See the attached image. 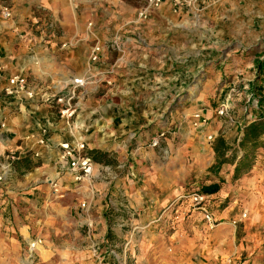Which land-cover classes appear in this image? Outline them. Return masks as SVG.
Masks as SVG:
<instances>
[{
	"label": "rangeland",
	"instance_id": "rangeland-1",
	"mask_svg": "<svg viewBox=\"0 0 264 264\" xmlns=\"http://www.w3.org/2000/svg\"><path fill=\"white\" fill-rule=\"evenodd\" d=\"M96 4L92 3L80 13L79 20L88 35L84 32L86 45L77 51L78 54L83 56L88 51L89 62L92 47L99 43L104 45L105 53L122 56L128 39L133 40V46L140 48H130L132 53L137 50L150 53L151 57H162L164 72L160 70L159 73L153 71L150 75L135 76L133 90H127L120 98L128 100L131 106L135 105L132 110L136 112L140 107L145 110L148 100L152 101L149 96L154 94L161 97L163 117L185 121L189 113L196 110L206 124L196 128L192 121L191 129L203 134L204 140L210 133L215 136L211 147L205 146L209 154L218 138L224 139L232 149L226 158L234 161L222 170H212L216 159L211 152L213 160L210 166L196 173L190 172L185 178L182 173L180 184L167 189L166 207L176 196L175 200L179 195H187L195 189L202 192V188L217 183L219 192L215 198L205 194L209 197L205 202L210 213L214 209L217 212L223 208L227 210V216L216 217L222 219L216 222L224 224L228 234L231 222H235V246L240 243L248 249L256 244L257 250L264 249V135L258 146L248 151L247 159L252 164L248 173L238 180L232 177L239 160L236 151L241 130L264 117V0H195L190 7L180 10H176L170 0H164L158 7H151L149 0H98ZM141 12L143 17H139ZM93 31L98 37H93ZM250 35L254 37L250 38ZM65 44V48L61 47L62 44L54 48L59 53H66L75 46L70 42ZM57 51L53 54L57 55ZM116 65L119 67L120 60L115 59L112 70ZM112 70L107 74L114 73ZM117 76L124 77L119 73ZM81 79L88 85L86 78ZM87 85L85 94L79 96V100L74 99L76 111L69 125L60 118L58 105L57 111L52 109L64 127H73L79 102L86 98ZM150 85L158 86L151 90L148 88ZM221 107L226 112L223 117L216 115ZM206 130L210 133L206 134ZM183 142L185 157L202 153L197 146L191 148L190 141ZM20 160L11 163L6 180L0 183V264H217L221 259L216 254L221 248L214 247V254H207V246L213 239L201 217L195 222L193 219L187 222V216L183 215V222L179 225L171 224L167 218L163 227L164 238L153 242L160 251L146 252L145 256L138 245V234L126 238L123 233L116 238L109 232L100 236L94 228L79 224L76 215L69 212V208L77 203L75 200L68 204L51 195L45 198L41 189L37 192L39 197L29 196L30 184L27 189L20 190V183L35 173L31 167L37 166L33 163L28 168L23 167V172H18L22 167ZM190 162L186 159L183 162L187 171L192 167L188 165ZM42 177L46 184L49 181L47 176ZM18 192H21L20 196ZM180 212L185 213L183 210ZM168 215L175 217L174 211ZM189 225L198 226V229L193 230ZM130 228L129 225L124 226L123 230L127 232ZM175 232L179 235L173 238ZM38 239L41 244L30 253V242ZM223 245L229 251L234 249L232 243L230 247ZM170 248L178 251L176 262ZM154 255L160 258H154ZM245 256L242 254L240 258Z\"/></svg>",
	"mask_w": 264,
	"mask_h": 264
},
{
	"label": "crops",
	"instance_id": "crops-1",
	"mask_svg": "<svg viewBox=\"0 0 264 264\" xmlns=\"http://www.w3.org/2000/svg\"><path fill=\"white\" fill-rule=\"evenodd\" d=\"M10 1L13 23L4 19L0 13V154L9 149L18 150L22 166L18 172H23V167L28 168L24 166L23 160H27L30 166L37 163V166L31 167L35 173L20 183V190L27 189L30 184L29 196L39 197L37 192L41 189V193L45 192V198L51 195L63 202L67 201L68 204L75 200L77 203L69 208V212L76 215L79 224L94 228L100 236L109 232L116 238L123 233L126 238L138 234V245L143 256L146 252L152 254L160 251L153 242L164 238L163 227L167 218L173 225L182 223L183 215L187 216V222H190V219L195 222L200 218L185 202L175 200L177 196L170 199V204L166 207V195L169 193L167 189L180 184L182 173L185 178L190 172L196 173L201 168H207L211 159L213 160V157H210L213 150L210 149L209 154L205 148L207 145L208 148L211 147V143L207 139L204 140L203 134L190 127L191 117L198 111H191L186 122L182 118L163 117L159 102L161 97L158 98L154 94L149 96L152 101L148 100L149 104H145V110L140 107L136 112L132 110L135 105L131 106L128 100L120 98L121 94L125 96L127 90H133L132 82L136 80L133 79L135 76L165 71L162 57H151L150 53L137 50L132 53L130 48L140 49L133 46V40H126V51L122 56L103 53L96 64H89L88 51L83 56L78 54L77 51L86 45L85 37L88 35L79 20L80 13L92 3L97 6L98 0H79L75 6L71 0ZM45 22H53L55 25V36L49 40L32 30L40 26L45 32ZM93 33V37H98L94 31ZM253 37L250 35V38ZM115 38L112 40L116 41L117 37ZM68 42L75 45L69 52L59 53L54 48ZM54 51L58 52L57 55L53 54ZM113 56L116 61L120 60V68L116 65L114 70ZM109 70L114 73L107 74L110 73ZM117 73L124 77L118 78ZM14 76L25 78L27 85L36 94L34 99H28L25 93L15 88H12L11 95L3 93L8 87V80ZM77 77L86 78L87 95L79 102L73 127L67 128L53 112L54 109L57 111L58 106L45 100L60 94L66 88L64 86ZM156 86L158 85H150L148 88L154 90ZM161 132H164L166 137L160 140L158 149L150 147L151 140ZM44 139L49 144L39 143ZM183 140L190 141L188 144H191L193 149L196 146L201 148L202 153L197 152L190 154L188 158L185 157ZM63 142L83 143L85 154L98 151L106 155L110 164L94 162L91 178L77 183L73 180V174L63 168L59 161L58 145ZM185 159L191 161L188 165L192 167L188 171L183 167ZM197 163L202 167H198ZM224 166L226 164L221 166V170ZM43 175H46L49 181L57 183L60 194L53 193L49 181L43 183ZM213 185L217 183H212L211 186ZM218 192L208 196L215 198ZM18 193L20 196L21 192ZM181 210L185 213L180 212ZM173 211L175 217L167 216ZM226 211V208L220 212L214 209L212 215L215 220H222L216 217L225 216ZM114 223H117V226H114ZM128 225L131 228L124 232L123 227ZM196 227L190 226L193 230L198 229V226ZM230 227L229 234L225 225L220 223L215 231H210L213 240L212 244L207 246V254L213 255L216 250L214 247H217L221 248L216 252L221 258L218 263L264 264V249L257 250L256 244L248 249L240 243L235 246L234 221ZM177 235L179 233L175 232L173 238ZM231 243L233 250L224 249L223 244L230 247ZM170 250H173L176 262L179 259L178 251L174 248ZM242 254H246L243 259L240 258ZM153 257L160 258L156 255Z\"/></svg>",
	"mask_w": 264,
	"mask_h": 264
},
{
	"label": "built area",
	"instance_id": "built-area-1",
	"mask_svg": "<svg viewBox=\"0 0 264 264\" xmlns=\"http://www.w3.org/2000/svg\"><path fill=\"white\" fill-rule=\"evenodd\" d=\"M79 0H71L73 2V6L76 5V2ZM164 0H149L151 7H158ZM173 7L176 10H180L182 7H190L195 0H170ZM10 0H0V13L1 16L13 23V9L11 7ZM139 17H143V13H139ZM40 22V21H39ZM44 28H46L45 32L43 27L37 26L36 30L40 33V35L46 40L52 39L55 36L54 30L55 25L53 22H45ZM49 37V38H46ZM62 48L66 47V44L63 43L61 45ZM105 53V47L102 44H95L91 52L89 54V63L96 64L99 62L101 55ZM1 71V68H0ZM86 81L81 78H75L69 81L66 85V88L57 95L47 97L46 102L52 101L56 105L59 106V114L60 118L65 122L66 125L70 124L72 120L73 114L75 113V100H79V96H83L85 94ZM12 88L17 89L21 93H25L28 99L32 100L36 96L34 91L30 89L27 85L25 78L14 76L8 80V87L4 89V93L6 95L12 94ZM28 88V89H27ZM77 94V95H76ZM75 99V100H74ZM216 115L219 117H223L226 115L225 109L221 107L216 111ZM193 127L200 128L201 126H205L206 120L201 118L199 113H194L192 115ZM165 138V133L161 132L153 138L150 142V147L156 148L159 147L160 140ZM214 135H208L207 141L209 143L214 141ZM45 140H40L39 143L45 145ZM60 153H59V161L61 162V166L67 171L73 174V180L77 183L82 182L84 180H88L91 178L93 173V168L95 166L93 160L88 157L84 151L85 147L83 143H69L63 142L59 145ZM19 151L16 149H11L3 154H0V183L6 180L7 173L10 171L11 163L20 159ZM52 186L53 193H59V188L57 183H53L49 181ZM208 196L203 194L200 190H193L187 195H181L178 197V201L185 202L186 206L188 205L193 211L197 212L200 217L203 219L204 226L207 231H213L217 222L214 219L212 213L209 211V207L206 204V200ZM84 207V205H82ZM41 244V240L31 241L29 244V251H36L39 245ZM228 264V263H225Z\"/></svg>",
	"mask_w": 264,
	"mask_h": 264
},
{
	"label": "trees",
	"instance_id": "trees-1",
	"mask_svg": "<svg viewBox=\"0 0 264 264\" xmlns=\"http://www.w3.org/2000/svg\"><path fill=\"white\" fill-rule=\"evenodd\" d=\"M264 135V117L258 119L256 121L251 122L250 124L243 127L241 130V136L237 142V150L236 155L239 156V160L237 164L234 166L233 170V179L238 180L241 176L248 173L252 164L248 157V151L256 148L258 146V142L261 137ZM212 150L215 155L216 164L212 167V170H216L221 168L222 165H227L232 163L233 160H229L226 158V155L231 152L230 146L228 143L222 139L218 138L215 141V144L212 147ZM88 157H90L95 163H104L110 164L107 160L106 155L98 152V151H89L86 153ZM25 167H29L30 163L27 160L22 161ZM203 194H215L219 191L218 185H213L211 187L202 188Z\"/></svg>",
	"mask_w": 264,
	"mask_h": 264
}]
</instances>
